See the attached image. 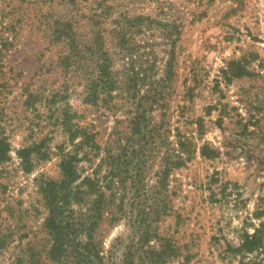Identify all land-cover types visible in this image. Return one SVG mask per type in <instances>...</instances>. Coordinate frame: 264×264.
Returning <instances> with one entry per match:
<instances>
[{"label": "rangeland", "instance_id": "obj_1", "mask_svg": "<svg viewBox=\"0 0 264 264\" xmlns=\"http://www.w3.org/2000/svg\"><path fill=\"white\" fill-rule=\"evenodd\" d=\"M120 13L159 21L175 40L173 74L160 106L150 109L151 123L163 125L172 143L177 128L188 136L190 160L163 188L157 180L168 147L159 139L144 147L139 170H131L134 178L114 191L104 213L98 229L104 251L121 237L120 257L138 227L147 226L157 235L151 245L164 238L176 247L164 264H264V0H0V138L9 143L0 164V264H60L49 255L43 187L61 178L59 147H71L61 124L66 109L102 145L91 163H80L82 176L100 167L99 178L118 180L109 174L116 163L101 160L104 146L120 152L112 132L116 120L135 111L133 99L115 97L116 113L85 103L81 70L62 69L66 46L52 32L57 21H70L88 47L102 33L121 69L111 33ZM134 42L146 46L143 53L154 51L157 74L166 76L171 46L160 30L137 34ZM127 126L119 129L127 133ZM34 145L40 150L29 152L26 165L18 150Z\"/></svg>", "mask_w": 264, "mask_h": 264}, {"label": "trees", "instance_id": "obj_2", "mask_svg": "<svg viewBox=\"0 0 264 264\" xmlns=\"http://www.w3.org/2000/svg\"><path fill=\"white\" fill-rule=\"evenodd\" d=\"M68 2L72 3L73 0ZM112 24L114 29L111 33L116 41V54L121 60V69L115 68L114 57L105 48L102 33H97L95 45L88 47L85 45L86 42L80 43L70 21H57L53 27L52 34L55 40L63 41L66 46L65 53L59 58L60 66L67 73L81 70L85 103L92 105L104 103L114 113L117 111V105L111 103L117 96L125 95L126 99H133L135 104L132 115L127 116L124 121L120 119L115 121L112 135H116V142L121 143L120 152L117 155L111 154V148L107 145L110 140L105 143L107 146H104L106 155L101 163L104 164L107 159L116 163V169L111 168L109 171V174L117 176L116 182L107 176L99 178L100 167L95 168L91 174L82 176L80 163L83 161L91 163L102 145L98 141L97 132L73 123L76 114L70 113L67 109L64 111L61 124L68 134L71 147L66 148L63 145L59 147L61 178L57 181H47L43 187L49 206L45 226L52 236L49 255L53 262L60 264H140L136 259H142L141 264H144L145 259L149 260L148 264H164L167 259L176 256V247L169 239L160 238L161 243L151 245L152 238H157V235L151 233L147 226L138 227V231L133 233L120 257L116 253L119 246L123 245V238L116 237L106 254L104 243L98 235L104 213L107 207H111L116 195L114 191L119 187H125L128 178H134L130 172L139 166V158L145 157L144 147L151 140L155 142V139H159L162 146L168 147L162 157L164 167L157 180L160 187L166 186L173 170L185 166L190 160L188 136L177 128L174 135L176 140L172 143L163 125L151 123L150 109L161 103L165 86L173 74L175 40L172 39L168 26L164 25L162 28L159 21L150 17L130 16L124 13H120ZM152 30H160L162 37L169 40L171 46L168 51L171 57L165 66L166 76L159 77L157 74L155 59L151 58L154 51L143 53L141 50L146 49V46L134 42L135 35ZM29 99L28 96V105ZM150 101L151 107L148 108L146 106ZM125 121L128 123L127 133L119 129V125ZM135 145L140 146V149L138 150ZM130 147L132 150L128 154ZM39 150V147L34 145L18 150V155L22 162L28 165L29 152ZM8 151L9 143L5 138H0V164L7 160ZM200 152L203 156H208L207 146L201 147ZM120 163L125 166L120 167ZM108 189L111 190L109 195L105 191ZM123 202L121 200V207ZM164 202L163 207H166Z\"/></svg>", "mask_w": 264, "mask_h": 264}]
</instances>
